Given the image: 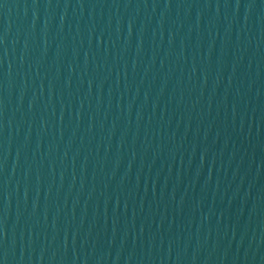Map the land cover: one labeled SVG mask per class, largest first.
Wrapping results in <instances>:
<instances>
[{
    "label": "water",
    "instance_id": "1",
    "mask_svg": "<svg viewBox=\"0 0 264 264\" xmlns=\"http://www.w3.org/2000/svg\"><path fill=\"white\" fill-rule=\"evenodd\" d=\"M0 264H264V0H0Z\"/></svg>",
    "mask_w": 264,
    "mask_h": 264
}]
</instances>
